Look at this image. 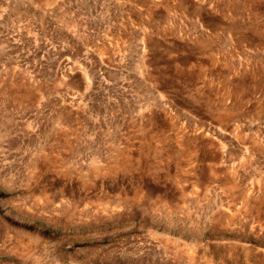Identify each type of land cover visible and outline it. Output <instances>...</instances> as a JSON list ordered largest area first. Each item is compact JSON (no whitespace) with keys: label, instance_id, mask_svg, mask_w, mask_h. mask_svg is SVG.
Instances as JSON below:
<instances>
[{"label":"rangeland","instance_id":"rangeland-1","mask_svg":"<svg viewBox=\"0 0 264 264\" xmlns=\"http://www.w3.org/2000/svg\"><path fill=\"white\" fill-rule=\"evenodd\" d=\"M0 264H264V0H0Z\"/></svg>","mask_w":264,"mask_h":264}]
</instances>
